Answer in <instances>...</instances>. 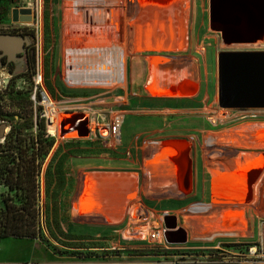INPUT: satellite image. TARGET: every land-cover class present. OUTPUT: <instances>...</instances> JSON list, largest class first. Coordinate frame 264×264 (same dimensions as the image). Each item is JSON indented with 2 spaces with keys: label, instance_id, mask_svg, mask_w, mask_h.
<instances>
[{
  "label": "rangeland",
  "instance_id": "rangeland-1",
  "mask_svg": "<svg viewBox=\"0 0 264 264\" xmlns=\"http://www.w3.org/2000/svg\"><path fill=\"white\" fill-rule=\"evenodd\" d=\"M120 1L123 4L119 3L122 6L121 21L124 19V12L127 19L116 23L120 24L125 34V27L132 23L130 19L132 16L128 11L129 8H134L135 1ZM109 2L112 1L0 0V36L24 38L21 47L0 53V209L3 207L2 199L9 194L7 188L3 186L4 170L13 163V153L8 151L9 144L13 145L18 137L30 141L39 132L37 125L39 104L37 100L32 99L33 95H37L41 90L58 102L59 106L57 119L59 127L56 126L53 130L50 128L51 124L46 126L47 135L54 139V146L44 159L38 177L40 234L37 239H0V264H221L224 253L227 256H234L237 252H245L248 246H259L263 242L264 216L261 214L256 216L251 210L257 208L259 203L255 191H260L263 201L258 207L264 209V149L254 150L231 144H218L210 139L214 135L226 132L229 134L240 126L264 125L262 108L219 107L217 71L219 53L264 52V39L251 47L226 45L221 33L210 26L209 0H187L185 32L188 44L180 53L194 55L197 60L196 72L204 81L202 94L205 97L204 109L196 113L200 114L204 121L202 124L204 132L195 138L191 137L192 139L165 142L185 145L184 158L189 168L190 180L188 176V181L180 185L175 195H163L162 192L157 193L153 190L154 165L151 163L150 153L154 149L150 153L146 149L153 138L156 140L163 135L150 140L145 134H139L131 141L133 134L128 119L121 131V141L116 142L113 140L114 137L108 135L105 123L101 121L91 123L89 120L88 115L90 116L91 112L95 117L100 113L109 119L115 108L111 106V100L107 97L115 94L117 90L114 88L121 86L122 83L82 85L85 83L74 84L72 80H67V75L64 76L65 6L68 4L77 6L76 9L81 12L80 23L90 20L94 24L97 23L96 12L104 7L103 4ZM172 4L174 12L177 3ZM124 6L128 10H123ZM177 12L178 10L175 13ZM150 13L155 14L154 11ZM100 24L103 33L108 35L107 29L112 24L110 18H103ZM261 31L264 32V24ZM124 44L126 46L125 42ZM32 50L35 52V64L28 71L26 51L30 53ZM79 114L88 122L87 137H80L77 125L70 121L73 116ZM211 115L219 118L215 126L208 120ZM63 122L67 123L64 129ZM250 153L262 155L258 157L261 177L253 185L252 198L249 201L241 200L245 209V230L238 225L235 230L239 231L236 232L210 229L206 233L195 231L193 226L199 223L208 225L214 222L212 217L207 216H215L219 210L218 206H229L230 209L234 207L233 204L219 202L223 201L218 199L219 183L214 188L219 163L224 164L241 155L247 159L245 154L260 156ZM193 166L198 167L199 178L193 175ZM142 169L146 177L147 173L148 177H151L143 191L137 183ZM110 172L134 174L132 194H127V197L131 198L129 200L123 198V211L117 215L112 213L108 218L105 215L103 222L97 220L95 212L93 217L96 219L93 220L78 217L76 202L81 192L82 181L88 174ZM193 182H199L198 196L186 202L168 201L172 198L168 196L186 197L188 194H183L184 187L192 188ZM215 190L217 196L214 194ZM122 193L125 195V192ZM171 218L178 228H183L187 232L186 243H170L166 239L156 241L150 238L151 231L171 227L168 226ZM86 224H94L104 229L96 233L90 228L84 229L82 226Z\"/></svg>",
  "mask_w": 264,
  "mask_h": 264
},
{
  "label": "crops",
  "instance_id": "crops-1",
  "mask_svg": "<svg viewBox=\"0 0 264 264\" xmlns=\"http://www.w3.org/2000/svg\"><path fill=\"white\" fill-rule=\"evenodd\" d=\"M111 1L112 2L103 4L104 7L96 12L97 23L94 24H92L90 20L80 23V11L77 10V6L71 4L65 6L63 24L64 76L66 77L67 75V80H72L74 84L85 83L82 85H94L97 83L110 85L113 83H122L121 86L114 88V90H117L115 94L107 97L111 100V106L115 108V110L112 111L123 116L121 131L129 119L131 123V133L133 134V137H131L132 139H130L131 141L139 134H145L150 140L153 137L163 135L156 140L153 138L152 141L147 144L146 149L149 153L154 149L155 152L160 151V153L164 154L162 150L168 149L165 147H168L167 145L169 144L165 142L182 141L202 135L204 132V127L202 125L204 121L201 115H197L196 113L204 109L205 97L202 95L204 93V81L200 78L199 73L196 72L197 60L194 55L180 53L181 51H159V49H157L159 48L158 44H156L154 48H147L148 50H142L141 48L138 51L136 47V33L138 32L134 31L132 23L130 24V31L128 32V41L131 44V50L133 52L131 55L128 54L124 44L127 32L123 34L124 30H122L120 24L116 23L117 21L124 22L127 19L124 12V19L121 21L120 9L123 4L120 0ZM139 8L140 7L129 8V15L132 16L133 13L136 14V10ZM125 9L128 10L126 6H124L123 10ZM131 11H133L132 14ZM154 15L155 17L159 16L158 13L153 14V16ZM102 17L104 19L106 17L110 18L112 22L111 27L107 29V32L109 31L108 35L103 33V27L100 24V22L103 21ZM130 19L132 22V17H130ZM139 24L137 25L139 33L141 32V40H139V42L145 39L147 41V32L144 30L141 22ZM157 33L159 34V31H157ZM164 68L166 71H169L167 77L161 73ZM183 71L186 73L185 78L180 79L177 77L176 79V77H173V79L171 77V74L174 76ZM159 89L161 91H166L167 89V91L164 94H159ZM106 92L109 93L110 91ZM98 115L100 116L101 114L98 113ZM98 115H96L95 118L100 122ZM101 117L105 118L107 122L110 121L111 118L110 116L109 119H107L105 115H101ZM197 128L200 130L197 131ZM191 158L193 159L192 153ZM151 161L154 165L153 190L157 193L162 192L163 195H175L177 191L176 189H171L174 188L172 185L179 188L181 184L185 183L180 182L177 177L173 176V178H175L174 181L177 183L175 184L170 175L169 177L167 175V182H165L166 180H162L161 177L159 179V160L155 161L151 158ZM258 161V157L247 156V159H244L243 156H238L232 161L225 162L224 164L219 163L220 169L214 183V188H216V185L219 183V185L222 186L223 197H226L229 201H233L230 203L233 204L234 207H241L243 205L241 200L252 198L253 185H255L261 177L259 174ZM188 164H190L189 158ZM160 171L163 172V169H160ZM122 175H124V178L121 177ZM122 175L114 173L112 177H115L109 179L113 186L109 189L111 191L109 192L108 209L118 213L123 211V207H121L123 198L125 200L126 198L128 200L131 198L130 196L127 197V194H132L131 185L134 181L133 173L132 176L125 173H122ZM193 175L195 178H199L200 172L197 166H193ZM150 179L151 177H148V173L146 177L145 171L142 169V173L139 174L137 178L138 187L143 191V188L146 187V183H148ZM198 183L199 182H193L192 188L184 187L183 194H188L186 196L187 198L168 196L172 197L168 201L179 203L183 201L186 202V200L190 198L193 199L199 195ZM122 192H125V195H123ZM213 197L214 200L215 195ZM221 209L222 208L219 207L218 211ZM105 217L108 218L110 215ZM112 217L113 216H111V218ZM174 225V220L172 218L171 220L169 219L168 226L172 227ZM82 227H84V229L90 228L96 233L104 229L94 224H86ZM236 227L238 226L231 224L227 226L224 225L223 228L225 232H236Z\"/></svg>",
  "mask_w": 264,
  "mask_h": 264
},
{
  "label": "bare ground",
  "instance_id": "bare-ground-1",
  "mask_svg": "<svg viewBox=\"0 0 264 264\" xmlns=\"http://www.w3.org/2000/svg\"><path fill=\"white\" fill-rule=\"evenodd\" d=\"M140 3V8L136 10V14H132V23H134V29L137 34V41H136V47L137 50L139 49H151L154 48L156 44H158L159 50L163 51H180L184 47L187 46V39H186V19H187V12H188V5L187 0H164V3H162V0H137ZM173 1V2H172ZM159 2V3H158ZM172 3L176 4V10L174 12V6ZM178 10L177 14L175 13ZM150 11H154L155 14H159V16L150 13ZM170 16H173L170 18ZM159 19V23H158ZM255 20L256 24H261L260 27L256 26L258 30H262L263 23H264V3H259L257 11H255ZM141 22V25L144 27V30H146V36L148 37V40L146 41L141 40L140 34L137 28V25ZM140 25V24H139ZM71 29V28H70ZM159 31V34L157 33ZM71 33V32H70ZM144 33V32H143ZM135 34V35H136ZM145 38V37H144ZM135 39V37H134ZM136 40V39H135ZM260 41V38L257 40L250 41V38L248 37V34L245 35L244 41L241 43L242 46H248L250 47L253 45H257ZM135 47V46H134ZM147 49V50H148ZM160 61V60H159ZM162 62V61H161ZM179 62V61H178ZM173 65V64H172ZM163 66V65H161ZM170 70V69H169ZM161 71V69H160ZM169 71L164 70L161 71L167 77ZM173 73V72H172ZM161 74L162 76H164ZM184 72H180L179 74H171V77H177L183 78ZM163 77V78H165ZM174 79V78H173ZM167 91V89H166ZM165 90L161 91L159 89V94L166 93ZM59 115L54 119L52 122L50 128L55 130L56 126L59 127V123H57ZM122 137V133H121ZM213 140L214 142L218 144H231L236 147H242V148H250V149H264V125H244L240 126V128H237L236 130L232 131L231 133L227 134H221V135H214L211 137L210 141ZM174 145V147H173ZM168 149L162 150L164 154L160 153V151H152L151 158L152 160H159V179L161 177L162 180H166L167 175L169 177H172V181L175 180L173 176L177 177L178 180L182 183H186L188 181L189 176V168L188 165L185 162L186 157V148L185 145H181V143L178 144H172L169 143L167 145ZM185 150V151H184ZM244 151V150H243ZM160 153V155H159ZM250 154H259V153H250ZM159 155V156H158ZM244 155V154H243ZM260 155V154H259ZM242 156V155H241ZM248 157H262L260 156H249L244 155ZM161 158V160L159 159ZM220 168V167H219ZM218 168V173H219ZM160 169H163V172L160 171ZM217 173V171H216ZM217 173V174H218ZM111 173H92L88 174L85 179L82 181L81 186V192L77 200V215L78 217L81 216V218H87V219H96L93 217L94 212L97 213V220L100 222L104 221V216H109L112 213L118 214V212H113L111 209H108V200H109V192L108 190L113 186L111 181L109 179H112ZM122 175V173H118ZM132 176V175H129ZM124 178V175L121 176ZM171 181V180H170ZM175 184H177L174 181ZM174 188L178 191L179 188H177L175 185H172ZM226 187V186H225ZM170 189V191H171ZM217 196V192L215 190L214 193ZM226 198V197H225ZM218 199L223 200L219 201L223 204H231L230 202L225 200L222 195V186L218 185ZM248 199L247 201H249ZM242 204L243 201L241 202ZM104 206V207H102ZM123 207V204L121 205ZM222 207V209L218 212H216L215 216H207L212 217L213 223L205 225L203 223H199L195 226V231L197 232H208L209 229L211 231H224V225H234V226H241L246 228L245 226V218H244V212L245 209L243 206L225 208V206H218ZM244 210V211H243ZM198 216V215H197ZM198 218V217H197ZM108 222V221H107ZM95 224V223H94ZM238 231V230H237ZM225 232V231H224Z\"/></svg>",
  "mask_w": 264,
  "mask_h": 264
},
{
  "label": "water",
  "instance_id": "water-1",
  "mask_svg": "<svg viewBox=\"0 0 264 264\" xmlns=\"http://www.w3.org/2000/svg\"><path fill=\"white\" fill-rule=\"evenodd\" d=\"M134 1L133 7H140V3ZM259 3L264 0H209L210 26L221 33L226 45L240 46L247 34L250 41L264 39V32L256 27L261 24H256L255 20ZM23 42V37L0 36V51L15 50ZM217 68L220 108L264 109V52L223 51L218 55ZM70 121L77 125L80 137L89 135L88 122L82 114L73 116ZM66 124L63 122L62 129ZM165 239L170 243L184 244L187 232L174 225L166 229Z\"/></svg>",
  "mask_w": 264,
  "mask_h": 264
},
{
  "label": "trees",
  "instance_id": "trees-1",
  "mask_svg": "<svg viewBox=\"0 0 264 264\" xmlns=\"http://www.w3.org/2000/svg\"><path fill=\"white\" fill-rule=\"evenodd\" d=\"M34 37V36H33ZM35 56L28 62V71L34 67ZM34 75V72H32ZM40 98L38 92L37 99ZM37 125L39 132L30 141L18 137L9 150L13 154L12 165L4 170L3 186L9 192L2 199L0 209V239H37L40 234L38 206L40 185L38 177L44 159L54 146V139L46 132L47 121L41 116L38 106Z\"/></svg>",
  "mask_w": 264,
  "mask_h": 264
},
{
  "label": "built area",
  "instance_id": "built-area-1",
  "mask_svg": "<svg viewBox=\"0 0 264 264\" xmlns=\"http://www.w3.org/2000/svg\"><path fill=\"white\" fill-rule=\"evenodd\" d=\"M127 26L128 27H125V34L127 32V37H125L126 39L125 40V43H126L125 50L128 54L131 55L133 51L131 50V44L128 41V32L130 31V24H127ZM127 43H128V46H127ZM39 94H40L39 99H37L36 94L33 95L32 99L34 101L37 100L39 106H41L42 108L41 116L45 118V120L47 121V124L50 125L52 124L54 119L58 116V111H59L58 102L52 100L46 93L42 92L41 90H39ZM110 116H111L110 121L107 122L106 119L101 117L100 115L99 121L106 124L104 125V127L108 131L109 133L108 135L112 138L114 137L113 140H115L116 142L117 141L120 142L123 116L117 113H112L110 114ZM88 117L91 123L94 121L95 122L97 121L93 112H91V115L90 116L88 115ZM218 119L219 118L214 115H211L208 117V120L213 126L217 125ZM255 193L257 195V198L259 197L258 205H260V203H262L263 201L262 197L260 196L261 193L260 191L258 192L255 191ZM258 205H257L258 211H257V208L254 207L251 210V213L255 214L256 216L258 214H261L262 216H264V209H261V207H258ZM165 232H166V228L151 231L150 238L156 241L165 240ZM221 264H264V242L260 243L259 246H248L245 252L243 253L237 252L234 256L233 255L227 256L224 253Z\"/></svg>",
  "mask_w": 264,
  "mask_h": 264
},
{
  "label": "flooded vegetation",
  "instance_id": "flooded-vegetation-1",
  "mask_svg": "<svg viewBox=\"0 0 264 264\" xmlns=\"http://www.w3.org/2000/svg\"><path fill=\"white\" fill-rule=\"evenodd\" d=\"M0 53H1V51H0ZM32 56H35V52H34V50H32L30 53H29L28 51H26V61H27V66H28V62H29V60H30V58H31ZM27 69H28V68H27Z\"/></svg>",
  "mask_w": 264,
  "mask_h": 264
}]
</instances>
